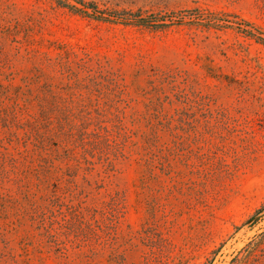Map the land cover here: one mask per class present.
Here are the masks:
<instances>
[{
	"label": "rangeland",
	"instance_id": "obj_1",
	"mask_svg": "<svg viewBox=\"0 0 264 264\" xmlns=\"http://www.w3.org/2000/svg\"><path fill=\"white\" fill-rule=\"evenodd\" d=\"M0 264H264V0H0Z\"/></svg>",
	"mask_w": 264,
	"mask_h": 264
}]
</instances>
